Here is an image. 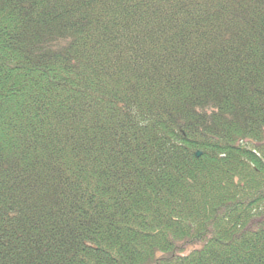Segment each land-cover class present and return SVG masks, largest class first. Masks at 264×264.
<instances>
[{
	"label": "trees",
	"instance_id": "1",
	"mask_svg": "<svg viewBox=\"0 0 264 264\" xmlns=\"http://www.w3.org/2000/svg\"><path fill=\"white\" fill-rule=\"evenodd\" d=\"M0 264H264V0H0Z\"/></svg>",
	"mask_w": 264,
	"mask_h": 264
},
{
	"label": "water",
	"instance_id": "2",
	"mask_svg": "<svg viewBox=\"0 0 264 264\" xmlns=\"http://www.w3.org/2000/svg\"><path fill=\"white\" fill-rule=\"evenodd\" d=\"M196 154L198 155L199 154V151H197Z\"/></svg>",
	"mask_w": 264,
	"mask_h": 264
}]
</instances>
